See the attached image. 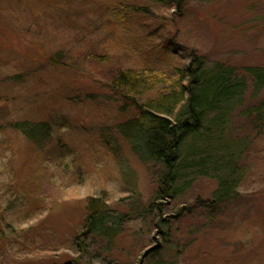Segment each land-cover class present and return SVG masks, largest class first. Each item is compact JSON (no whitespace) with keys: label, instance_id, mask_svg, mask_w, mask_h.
<instances>
[{"label":"rangeland","instance_id":"obj_1","mask_svg":"<svg viewBox=\"0 0 264 264\" xmlns=\"http://www.w3.org/2000/svg\"><path fill=\"white\" fill-rule=\"evenodd\" d=\"M184 6L0 0V264H264V125L241 115L263 98L251 93L264 79V0ZM193 54L234 69L249 88L230 132H216L209 148L245 146L248 175L236 198L209 209L197 201L212 200L208 177L177 200H154L160 167L120 132L137 105L114 85L127 69L175 78ZM16 120H28L26 132ZM44 121L47 137L34 125ZM93 198L130 216L111 254L103 243L91 256L76 245Z\"/></svg>","mask_w":264,"mask_h":264},{"label":"trees","instance_id":"obj_2","mask_svg":"<svg viewBox=\"0 0 264 264\" xmlns=\"http://www.w3.org/2000/svg\"><path fill=\"white\" fill-rule=\"evenodd\" d=\"M152 1L181 10L189 0ZM192 59L186 67L175 70V78L174 75L169 77L155 70H121L114 79V85L132 97L137 105V113L120 124L119 130L140 160L153 162L160 167L154 200H177L184 196L197 178L208 177L217 182L212 200L197 201L201 207L209 209L236 198L240 193L239 187L248 175V164L241 163L246 153L245 146L231 155L209 148L216 132H230V114L245 103L249 88L246 78L234 77V69H225L222 63L202 55L193 54ZM13 77V80L19 78L18 75ZM257 87L251 96L261 94L262 100L243 109L241 115L254 117L253 120L262 126L263 78L258 80ZM153 92L154 97L148 96L144 102L139 101ZM28 123V120H16L14 128L26 132ZM34 125L42 127V132H45L43 136H49L51 130L47 122ZM204 146L209 150H204ZM87 209L82 231L76 237L79 252L94 255L96 245L103 243L110 254L113 253L130 216L127 213H114L108 203L100 198L91 199ZM110 264L129 263L113 261ZM145 264L174 263L160 260Z\"/></svg>","mask_w":264,"mask_h":264}]
</instances>
